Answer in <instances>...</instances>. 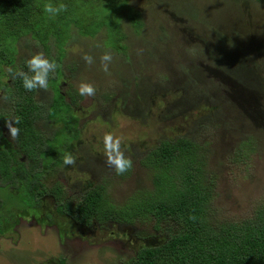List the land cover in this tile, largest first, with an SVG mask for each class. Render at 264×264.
Returning <instances> with one entry per match:
<instances>
[{
  "label": "rangeland",
  "instance_id": "1",
  "mask_svg": "<svg viewBox=\"0 0 264 264\" xmlns=\"http://www.w3.org/2000/svg\"><path fill=\"white\" fill-rule=\"evenodd\" d=\"M131 1L133 5L143 6L146 12L140 19L142 28L137 36L131 28H121L122 34L127 36L122 42L125 52L111 49L108 38L115 43L121 37L112 30H107V36L105 29H99L88 39L82 38L84 32L75 33L65 46L62 89L68 85V88L78 90L81 82L92 83L96 87L95 96L99 99L105 93L107 99L101 97L97 102L94 96H83L76 109V114L82 116L78 126L80 141L70 143V151H67L76 158L75 165H67V168L46 174L41 179L47 188L57 185L54 194L60 185L61 200L42 198L38 209H29L21 204L28 196L24 180L13 187H0L3 210H11L5 218L8 219L10 214L11 224L0 233V264H126L129 261L133 264L136 251L144 243L153 244L165 238L164 225L155 226L154 219L149 216L148 221L133 217L126 220L132 224L123 222L115 226L95 222L82 226L66 215H59L56 212L59 203L72 208L83 194L86 181L107 187V195L114 205L127 202L137 191L149 190L151 169L140 162L142 157L157 142L159 135L173 137L178 133L175 127L180 132L190 130L176 116H163L166 108L159 95L172 84L171 80L167 81V76L186 65L213 69L220 51L232 41L231 36L251 43L255 54L249 52L252 54L245 58L252 60L254 66L249 69V74H257L264 85V0ZM118 6L112 10L101 6L104 12H98L108 27L112 25L113 14L122 11ZM187 6L192 7L198 16L175 21L171 8L184 9ZM95 8V1L88 0L79 14H94ZM201 15L205 19L198 18ZM28 44H31L29 36L17 42L20 45L18 58L25 52L27 58L36 54ZM55 44H51L50 54L54 60L59 55L56 48L52 49ZM258 48L260 51H256ZM106 52L113 57L107 73L101 65V57ZM86 54L93 58L91 65L78 56ZM251 83L256 82L247 84L249 94L259 100L256 107L247 105L253 120L250 126L244 124L242 127H250L248 136L243 135L244 129L239 125L241 110L231 102V114L222 96L206 100L215 112L193 111L204 101L201 98L190 103L182 114L209 115L193 136L208 149L206 169L209 177L214 179L208 220L234 223L251 220L264 193V89L256 94ZM224 87L227 91L230 88L229 85ZM198 89L205 95L212 92L201 85ZM47 95L50 98V91ZM53 97L51 92V100ZM112 97L118 101L115 109L125 111L123 117H114ZM42 106L48 108L49 105ZM73 129L71 136L75 135L77 127ZM108 132L122 139L121 150L133 161L132 169L120 176L113 168L107 167L106 155L101 152L103 137ZM7 133L10 136V132ZM59 139L63 141L61 137ZM48 145L57 147L56 139L53 138ZM22 160L26 161L25 158ZM23 169L27 173L30 166ZM92 190L97 191V187ZM11 203L17 205L11 207Z\"/></svg>",
  "mask_w": 264,
  "mask_h": 264
},
{
  "label": "trees",
  "instance_id": "2",
  "mask_svg": "<svg viewBox=\"0 0 264 264\" xmlns=\"http://www.w3.org/2000/svg\"><path fill=\"white\" fill-rule=\"evenodd\" d=\"M94 1V14L86 12L84 16L79 12L88 0H0V187H13L24 180L28 196L21 204L29 209L38 208L41 199L46 196L54 201L62 199L60 185L54 194V189L44 186L41 179L47 173L67 168L63 158L70 151V143L80 141L81 130L78 126L82 116L76 114V109L83 101V96L78 90L68 88V85L62 89L64 73L60 64L68 41L75 33L84 32L82 38L88 39L94 37L99 29H105L107 36V30H112L121 38L115 43H111L108 38V45L116 52L126 51L122 44L126 38L122 34L121 24L125 18L129 19L123 12L127 0ZM49 3L54 7L63 3L68 6V10L55 16L46 14L44 5ZM100 3L107 10L120 5L122 11L113 14L110 27L98 15V12H104ZM175 9L178 15L187 19L198 16L192 7ZM92 19L95 21L92 22ZM97 24L99 26L95 28ZM28 36L31 49L36 53H45L50 60L51 41L56 43L52 49L56 48L59 52L56 61L59 67L50 74L47 91H27L22 79L15 74L17 70L28 72L26 61L30 58L25 56L27 52L17 57L20 50L17 42ZM231 38L232 41L220 51L215 66L212 65L213 69L209 66L207 70L204 66L201 69L186 65L167 76V81L171 80L172 84L159 95L166 108L163 116H176L190 130L180 132L175 127L174 130L178 131L175 136L159 135L157 142L142 157L140 162L151 169L150 189L137 191L127 202L114 205L107 195V187L86 181L83 194L72 208L59 203L56 211L59 215H66V218L82 226H90L95 222L102 225L112 223L115 226L123 222L132 224L128 222L131 217L148 221L149 216L154 219L155 226L164 225L165 238L153 244L144 243L136 251L133 264H264V193L251 220L238 223L208 220L214 179L207 174L205 160L208 149L193 136L197 134L199 124L209 115H193L192 112L182 115L190 103L201 98L204 101L193 111L215 112V108L210 107L206 100L208 97L222 96L231 114V102L241 110L239 125L244 129L243 135L248 136L250 127H242L244 124L250 126L253 120L247 105L256 107L259 97L249 94L247 84L249 81L256 82L251 83L255 88L252 91L256 94L263 91L264 85L257 74H249V69L254 66L252 60L245 58L247 54L254 53L251 43L234 36ZM256 51H260V48ZM198 85L212 92L209 95L202 94ZM224 85H229L228 91ZM51 92L54 100H51ZM104 95H100L99 99H107ZM94 99L99 101L97 96ZM111 101V110L114 112L118 101L113 97ZM43 104L49 105L48 108L43 107ZM16 117L20 118V123L16 125L13 121V126L18 127L20 133L13 141L7 133L6 120ZM74 126L77 129L75 135L71 136ZM53 138L57 141V147L48 145ZM102 151L105 153L104 143ZM27 165L30 171L24 173L23 167ZM96 187L97 191L93 192L92 189ZM15 204L11 203L10 206ZM3 209L5 206L0 200V233L4 231V224L9 222L5 218L11 211ZM131 263L129 261L126 264Z\"/></svg>",
  "mask_w": 264,
  "mask_h": 264
},
{
  "label": "clouds",
  "instance_id": "3",
  "mask_svg": "<svg viewBox=\"0 0 264 264\" xmlns=\"http://www.w3.org/2000/svg\"><path fill=\"white\" fill-rule=\"evenodd\" d=\"M129 8L132 9V11H130ZM171 9L173 11V14H171V13L170 14L173 15L175 21H176V19L185 18L183 16L178 15V13L174 7ZM43 10L46 14H50L52 16H55V15H58L62 11H67L68 6L61 3L59 6L54 7L52 4L49 3V4L44 5ZM123 12L128 15L129 19L125 18L123 20V22L121 24V28L122 27L123 28H125V27L131 28L134 31V34L137 36L138 30L140 28H142V23H141L140 19L145 14L146 9L143 6H139L138 3L133 5V2L131 0H127L126 8H124ZM135 22L137 23L136 25H134ZM123 36L125 38H127V36H125V35H123ZM51 42L54 43L55 41L52 40ZM112 50L115 51L114 49H112ZM78 56H80L82 58V60H85V62L88 65H91L93 63V58L87 54L86 55H78ZM64 58H65V56H64ZM64 58H63V60H64ZM112 59H113L112 55L110 53H107V52L101 57L102 70L105 73L108 72V65L111 63ZM63 60L60 64L61 68L63 65ZM56 61H57V58H56V60H54L52 58L50 60L43 52H38L26 61V66L28 68V72H24L22 70H17L15 74L22 79L23 87L27 91L31 92V91L36 90V89H43V90L47 91L48 87H49L50 74L54 73L56 71V69L59 67V65L56 63ZM29 73H31V75ZM78 91H79V94L81 96L93 97L96 94V87L92 83L81 82L79 85ZM123 115H124V112L118 113V112H116V109H114V117L120 118V117H123ZM13 121L17 125L20 123V118L16 117L14 120H12V119L6 120V127L8 128V130L10 132L11 139L14 141L18 138L19 133H20V129L16 126L15 127L13 126ZM103 141H104V152L106 155V161L105 162L109 167H111L115 170L117 175H123L126 172H128L130 169H132L133 161L131 160V158L126 157L125 153L121 150L122 139L120 137H117L113 133L108 132V133H105V135L103 137ZM63 163H64V165H75L76 158L71 153H68L64 156ZM47 174H49V173H47ZM56 186L57 185H55L54 187H51L49 189L53 190ZM44 198H50V197L46 196ZM35 209H38V208H35ZM8 220H9V222L5 223L4 227L11 224L10 214H9Z\"/></svg>",
  "mask_w": 264,
  "mask_h": 264
}]
</instances>
